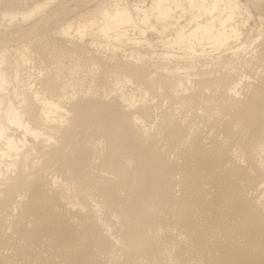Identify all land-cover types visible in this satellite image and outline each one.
<instances>
[{
	"label": "bare ground",
	"instance_id": "obj_1",
	"mask_svg": "<svg viewBox=\"0 0 264 264\" xmlns=\"http://www.w3.org/2000/svg\"><path fill=\"white\" fill-rule=\"evenodd\" d=\"M56 1L0 0V264H264V26L244 40L239 0ZM42 28L110 55L83 90L31 71Z\"/></svg>",
	"mask_w": 264,
	"mask_h": 264
},
{
	"label": "rangeland",
	"instance_id": "obj_2",
	"mask_svg": "<svg viewBox=\"0 0 264 264\" xmlns=\"http://www.w3.org/2000/svg\"><path fill=\"white\" fill-rule=\"evenodd\" d=\"M65 1L67 0H57L53 4L54 7H52V9H55L59 6L57 5L55 7L57 3H63ZM128 1L130 4L139 1L144 2V0ZM239 1L240 4H242V8H244L246 12H250V14H252V16H250V20H248L246 28L243 29V32L245 34L244 40H249L247 42L249 43L251 40L256 38V36H258L259 28L264 26V0ZM68 2H70V4H68L72 5V7L79 9L80 14L78 17H80L81 15L86 14L90 10L94 9V7L98 6L100 3L110 4L112 3V0H68ZM146 3L150 4V0H146ZM246 12L243 13L244 16L248 18V14H246ZM258 16H260V18H258ZM150 41L152 43H155V48L156 46H158V38H156V35H150ZM255 43L252 44V49L250 52L238 54V56L233 59L234 64L236 63L237 65H240V63L237 62L242 60L244 66L247 67V65L250 64V67L257 69L258 65L260 66L262 62L261 59H258L257 53H255ZM31 48L32 52H30V57L33 60V63L30 67L32 68L31 71L37 72L41 70L43 73L51 72L54 75H59L60 78H63L65 80L72 76L75 86L79 90H83L87 86V83L83 81V78L86 74L89 73L93 60L99 61L101 59H107V56H110L103 52L104 49H100L98 52L94 48H81L75 45H71L65 40H60L54 33V31L45 28H42L39 40L33 43L31 45ZM156 49H160V46H158V48ZM122 50L123 49H120L119 52L124 53L122 52ZM252 50H254V52H252ZM129 51L130 49L127 50V52ZM246 54H248V56H246ZM203 56V61L205 60V58L210 61L216 57L212 56V58H208V56ZM225 57H227V55L223 56V58ZM183 63L190 64V60L186 59L183 61ZM100 73L101 70L95 71L96 75H100ZM109 79L111 80L112 78ZM129 88L133 90L135 87L129 86ZM157 98L159 105H162L161 109L159 110V112H161L167 108V103L164 104V100L161 97L157 96Z\"/></svg>",
	"mask_w": 264,
	"mask_h": 264
}]
</instances>
